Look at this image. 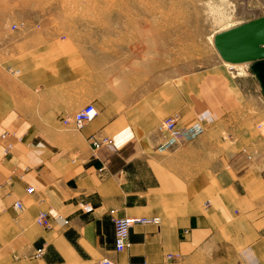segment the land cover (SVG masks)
I'll return each instance as SVG.
<instances>
[{"label":"crops","instance_id":"1","mask_svg":"<svg viewBox=\"0 0 264 264\" xmlns=\"http://www.w3.org/2000/svg\"><path fill=\"white\" fill-rule=\"evenodd\" d=\"M52 7L0 0V264H264L261 80L217 64L129 95L106 53L56 29ZM87 103L93 120L64 126ZM173 113L202 131L160 151ZM111 210L157 222L133 225L115 252Z\"/></svg>","mask_w":264,"mask_h":264},{"label":"rangeland","instance_id":"2","mask_svg":"<svg viewBox=\"0 0 264 264\" xmlns=\"http://www.w3.org/2000/svg\"><path fill=\"white\" fill-rule=\"evenodd\" d=\"M230 2V7L238 4ZM262 2L248 0L251 8L264 7ZM220 6L216 0H53L51 19L58 31L78 33L77 40L90 50L106 53L108 62L120 69L117 77L129 95L217 64L230 76L248 77L257 84L255 62H248L244 71L230 68L213 44L224 27Z\"/></svg>","mask_w":264,"mask_h":264},{"label":"built area","instance_id":"3","mask_svg":"<svg viewBox=\"0 0 264 264\" xmlns=\"http://www.w3.org/2000/svg\"><path fill=\"white\" fill-rule=\"evenodd\" d=\"M20 27L24 29L26 27L25 22H20V24H14L13 27ZM97 115V109L92 103H87L79 110H77L73 114H67L63 117V124L66 125H74L75 128L80 129L84 124L93 120V118ZM178 114L173 113L167 117H165L161 124L160 128L165 132L166 136L164 141L159 145L158 150L163 151L171 148L173 145L180 143L185 140L194 139L201 131L202 127L199 123H195L190 126L178 127ZM7 134H4L3 137H6ZM21 137H18V140H21ZM91 145L94 149L100 148L102 146H106L108 148L113 149L114 144L113 140L107 136L96 137L95 135L90 136ZM13 144L9 143L5 150V153L8 154L9 150H11ZM33 187H28L27 192H33ZM15 207L17 209H23L24 204L21 200H17L15 202ZM114 210L110 211L111 220L113 223V232H114V250L115 252L124 251L129 245V232L133 225L135 224H145L150 222H157L156 219L140 217V216H115L113 215ZM34 222L42 227L48 228L50 227L51 221L49 219L48 213L45 211L38 212V214L34 218ZM43 249H37L36 256H40L43 253ZM166 259H178L181 257L179 253H166ZM97 264H115L113 260L109 258H103L99 260Z\"/></svg>","mask_w":264,"mask_h":264},{"label":"water","instance_id":"4","mask_svg":"<svg viewBox=\"0 0 264 264\" xmlns=\"http://www.w3.org/2000/svg\"><path fill=\"white\" fill-rule=\"evenodd\" d=\"M213 42L220 58L226 62H255L264 88V16L216 33Z\"/></svg>","mask_w":264,"mask_h":264},{"label":"bare ground","instance_id":"5","mask_svg":"<svg viewBox=\"0 0 264 264\" xmlns=\"http://www.w3.org/2000/svg\"><path fill=\"white\" fill-rule=\"evenodd\" d=\"M216 1L221 3L220 12H219L220 13L219 22L222 25H224L222 31L234 27L235 25H239V23L242 22L243 19L249 20V16H248L249 14L255 18L264 16V7L251 8L250 5L248 4V0H238V4L233 6L234 9H232L233 7H230L231 6L230 0H216ZM262 1L264 2V0ZM223 62L226 61L223 60ZM246 64H248V62L224 63V65L229 66L230 68H235L239 71H244ZM239 75H243V74L239 72Z\"/></svg>","mask_w":264,"mask_h":264}]
</instances>
